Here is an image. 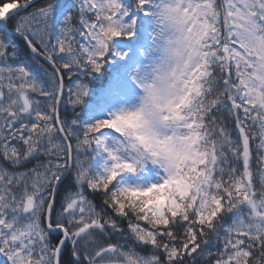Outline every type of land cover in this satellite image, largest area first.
<instances>
[{"label": "snow or ice", "instance_id": "6c2138e0", "mask_svg": "<svg viewBox=\"0 0 264 264\" xmlns=\"http://www.w3.org/2000/svg\"><path fill=\"white\" fill-rule=\"evenodd\" d=\"M0 264H264V0H0Z\"/></svg>", "mask_w": 264, "mask_h": 264}]
</instances>
